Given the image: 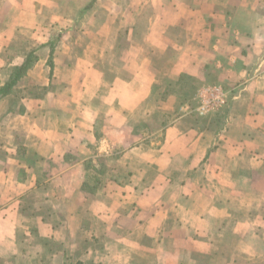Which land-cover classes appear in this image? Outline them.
Returning <instances> with one entry per match:
<instances>
[{
	"label": "crops",
	"instance_id": "0c3cea01",
	"mask_svg": "<svg viewBox=\"0 0 264 264\" xmlns=\"http://www.w3.org/2000/svg\"><path fill=\"white\" fill-rule=\"evenodd\" d=\"M36 1H0V87L29 41L44 92L0 96V264H264V0Z\"/></svg>",
	"mask_w": 264,
	"mask_h": 264
},
{
	"label": "rangeland",
	"instance_id": "374dc122",
	"mask_svg": "<svg viewBox=\"0 0 264 264\" xmlns=\"http://www.w3.org/2000/svg\"><path fill=\"white\" fill-rule=\"evenodd\" d=\"M32 1L35 2L36 0H32ZM44 1H46L47 5L49 7L48 8V11L45 13V17L47 18V22L49 24H51V28L48 29V33L51 34V35H54L52 33L59 34V31L60 30L56 26L60 25V27H65V26H67L69 24V20H72V19L76 20V19H78V17L81 14V12H79L77 10H70L68 8H63V6H62L63 3H64L63 0H44ZM36 3L39 4L38 1H36ZM103 4H105V2H103ZM108 7H111L115 11H116V9H119V7L116 8L113 5V3H110L108 5ZM30 13L32 15L38 16V13H36L35 11H30ZM116 13H119V12L117 11ZM60 29H62V28H60ZM63 30L64 31H67V29H63ZM73 32L74 31H72V34H74ZM75 32H76V35L78 33H80V28L79 29L78 28L75 29ZM88 36H89L88 34L82 35V40H80V43L81 42L84 43L85 38H87ZM28 47H32L30 49L32 51L34 49H38L39 48V44H36L35 42L32 43V44H30L29 41L26 44L24 41H22V42H18L17 41V48L19 50L22 49V51H25V49L28 48ZM7 49H8L7 50V56L9 58V56H10L9 53H10V50L11 49L10 48H7ZM22 54H20V55H22ZM13 59L7 60V65L5 66L6 69H11V68L8 67V64L10 62H13ZM19 61L20 60H16V62H18V63H19ZM8 73H10V72L8 71ZM0 78L4 79L5 77L0 76ZM21 80L19 81L20 83L18 82L17 85L20 86V87H24L25 85L26 86H29L30 85L29 87L33 90V96H41L44 93L41 87L35 85V83L33 82L32 78L29 77L28 79H25L24 78L22 81ZM186 83L187 84H185L184 81L179 82L178 84H176L175 86H173V90L179 91V102H181V103H184V102H193V103H195L194 100L196 99V92H197L195 89H198L200 85H198L197 83H195L193 81L192 82L191 81H187ZM15 89L16 88H14L13 93L15 94L16 97H18L17 101H20L21 96H24L26 94V92L24 90H17V91H15ZM21 89H24V88H21ZM184 89L186 91H188L186 95H185ZM13 111L14 112H19L20 111L19 105H17V108H14ZM189 121L191 122L192 119H188V121L186 123L188 124ZM153 128H154V130H156L158 128H161V125L156 124V125H154L152 127V129ZM20 138L22 139V137H20ZM116 152L119 153L120 151H114V153H116ZM98 168H99V172L94 170V171H92L91 174L92 175H95V177H97L98 179H100V177L104 175L105 169H104V166L102 167V165H101V167L99 166ZM122 174L123 175H121V174L120 175L123 176L124 179H126L128 177L129 172L126 171V170H124L122 172Z\"/></svg>",
	"mask_w": 264,
	"mask_h": 264
},
{
	"label": "trees",
	"instance_id": "16d2710c",
	"mask_svg": "<svg viewBox=\"0 0 264 264\" xmlns=\"http://www.w3.org/2000/svg\"><path fill=\"white\" fill-rule=\"evenodd\" d=\"M56 39L51 44V58L49 60V65L53 69V62H52V54L54 52ZM39 60L37 55V49H34L30 51L24 60V63L21 66H14L9 70V77L8 81L0 87V96L4 97L7 95H10L13 93V90L15 86L18 84V82L26 76L27 72L33 68V66L37 63ZM185 77H181V79H184Z\"/></svg>",
	"mask_w": 264,
	"mask_h": 264
},
{
	"label": "built area",
	"instance_id": "2783aa9c",
	"mask_svg": "<svg viewBox=\"0 0 264 264\" xmlns=\"http://www.w3.org/2000/svg\"><path fill=\"white\" fill-rule=\"evenodd\" d=\"M216 96L213 94L211 96V98L209 99V101H207L206 103H203V107H199L200 109V113L202 112H206V111H215L216 109H218L220 107V104H222V100L221 97ZM198 108V109H199Z\"/></svg>",
	"mask_w": 264,
	"mask_h": 264
}]
</instances>
